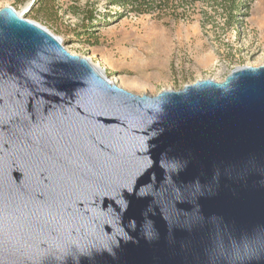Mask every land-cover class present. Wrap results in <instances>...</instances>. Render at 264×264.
Listing matches in <instances>:
<instances>
[{
  "label": "water",
  "instance_id": "95a60500",
  "mask_svg": "<svg viewBox=\"0 0 264 264\" xmlns=\"http://www.w3.org/2000/svg\"><path fill=\"white\" fill-rule=\"evenodd\" d=\"M0 264H264V65L138 94L0 7Z\"/></svg>",
  "mask_w": 264,
  "mask_h": 264
},
{
  "label": "rangeland",
  "instance_id": "374dc122",
  "mask_svg": "<svg viewBox=\"0 0 264 264\" xmlns=\"http://www.w3.org/2000/svg\"><path fill=\"white\" fill-rule=\"evenodd\" d=\"M113 1L0 0V7L10 6L49 29L71 53L138 94L176 90L199 78L221 80L234 67L264 65V0H235L238 24L230 29L224 20L231 0H196L194 10L180 16L136 14Z\"/></svg>",
  "mask_w": 264,
  "mask_h": 264
},
{
  "label": "trees",
  "instance_id": "16d2710c",
  "mask_svg": "<svg viewBox=\"0 0 264 264\" xmlns=\"http://www.w3.org/2000/svg\"><path fill=\"white\" fill-rule=\"evenodd\" d=\"M196 0H114L113 4L116 3L118 6L126 8L128 12H134L136 14L157 12L159 15L170 13L172 15H185L191 9L194 10ZM208 3L213 0H206ZM229 8L226 9L227 15L225 16V27L227 29L233 28L238 24L235 16V11L238 6L235 5V0H231ZM180 13H177L179 10ZM93 16L89 17L91 20ZM95 25V24H94ZM91 23V26H94Z\"/></svg>",
  "mask_w": 264,
  "mask_h": 264
},
{
  "label": "bare ground",
  "instance_id": "6f19581e",
  "mask_svg": "<svg viewBox=\"0 0 264 264\" xmlns=\"http://www.w3.org/2000/svg\"><path fill=\"white\" fill-rule=\"evenodd\" d=\"M21 14V13H20ZM100 68V67H99ZM101 69V68H100ZM102 70V69H101Z\"/></svg>",
  "mask_w": 264,
  "mask_h": 264
}]
</instances>
